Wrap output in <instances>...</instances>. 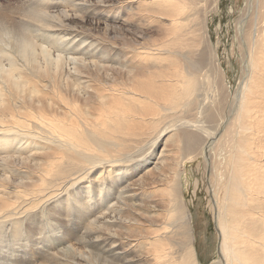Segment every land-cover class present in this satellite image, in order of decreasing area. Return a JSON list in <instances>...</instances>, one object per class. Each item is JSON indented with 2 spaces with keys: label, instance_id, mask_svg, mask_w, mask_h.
Masks as SVG:
<instances>
[{
  "label": "bare ground",
  "instance_id": "bare-ground-1",
  "mask_svg": "<svg viewBox=\"0 0 264 264\" xmlns=\"http://www.w3.org/2000/svg\"><path fill=\"white\" fill-rule=\"evenodd\" d=\"M122 1L0 11V264H200L178 168L199 156L221 232L215 264H264V0H247L239 21L242 88L212 95L201 78L214 87L216 53L194 22L205 28L219 0ZM134 2L145 19L119 32Z\"/></svg>",
  "mask_w": 264,
  "mask_h": 264
},
{
  "label": "rangeland",
  "instance_id": "rangeland-1",
  "mask_svg": "<svg viewBox=\"0 0 264 264\" xmlns=\"http://www.w3.org/2000/svg\"><path fill=\"white\" fill-rule=\"evenodd\" d=\"M18 1L19 0H0V11H3L7 8L9 10L10 7L18 4ZM118 1V4L123 2L122 0ZM127 2L129 1H126L124 3ZM199 2H203V0H199ZM203 3H201V5H203ZM249 3L250 2H248V5H250ZM132 4H134L132 8L124 9V21L116 24V26L118 25L120 27V29H118L119 32H125V29H123V27L126 28L129 26L133 31L138 30L139 27L137 26V23L139 21V18L143 16V18L145 19L143 12H141L142 7L137 2H134ZM246 6L247 0H219L216 8L213 7L211 9V12L208 14L205 28L201 27L202 24L200 25L196 23L197 20L194 22V29L196 31L198 30L197 33L199 32V34H201L203 31V33L200 35L201 37L202 35H204V30L207 33H205L207 39L205 38V40H201L202 38H199V41H202V45L204 44V47L201 45L203 51L208 53V50L211 51V49H213L211 51L212 54L214 55L216 53V57L214 55V61L216 63V67L218 68L216 69L214 65L215 69L213 68L208 73L205 72V74L210 73V77L212 79L214 78V87L212 83L207 84V75L202 76L201 78V86L206 87V89L210 88L208 92L211 95L214 92L213 90H220L221 87H223L224 89L227 87L228 89H230V93H232L236 88L238 91L242 88V85L247 78L248 71L241 79L243 70L247 66L246 64L248 60V54H246L245 59L242 60L243 51L241 46L239 45V38L237 37L239 35L238 26L240 19L241 26L242 23L248 20L250 16L249 12L247 16L242 18ZM2 7H4V9ZM107 14H111V11H108ZM125 20H128V22H125ZM149 21L150 19L144 22L145 24L143 25V30L146 31V34L148 36L153 37L154 35L153 38H160V36L165 31L162 28L163 26H161L162 23L158 21ZM75 24H78L77 26H82V22L80 21V19H75ZM93 25L95 26V29H93V32L95 34H103L105 30V23L99 20L97 22V20H95ZM197 25H199V27ZM196 27H198L199 29ZM242 32L243 28L242 30H240V40L244 44ZM128 34L130 35V33ZM206 44L208 45V47ZM230 97L231 96H229L228 98ZM214 111H212V113H214ZM215 121L216 120L206 121L207 127L213 130V128L216 126V123H214ZM164 133H167V130ZM167 135L164 138H166ZM163 141L159 142L154 147L155 157L159 156L162 149L161 146H163L164 143ZM216 154H218L217 149ZM199 157L194 165L186 163L184 165L180 164L178 166L179 171L183 173L182 195L188 205L189 211L192 216V224L194 229V246L198 262L200 264H215L216 261L223 259V255L220 251L221 232L217 224L216 212L212 214L210 206V203L213 206L215 205L214 195L211 188L212 186L209 179L210 170L208 168V170H206V172L204 173V159L203 156ZM151 161H154V159H152ZM151 161L149 160L144 163V166H140L139 164L134 165L137 170L136 172H139L137 176L145 172V170L147 171L148 168L154 166V163H152ZM149 162H151L152 164L150 165ZM147 164H149L148 168L145 167Z\"/></svg>",
  "mask_w": 264,
  "mask_h": 264
}]
</instances>
